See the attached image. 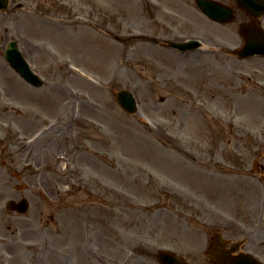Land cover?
Segmentation results:
<instances>
[{
    "label": "rangeland",
    "instance_id": "374dc122",
    "mask_svg": "<svg viewBox=\"0 0 264 264\" xmlns=\"http://www.w3.org/2000/svg\"><path fill=\"white\" fill-rule=\"evenodd\" d=\"M186 36L215 51L184 55L156 44ZM10 39L42 76L40 90L21 87L3 61ZM239 43L192 0H13L0 12V130L12 120L6 111H42L60 124L76 107L82 116L78 160L55 159L71 146L41 159L55 214L53 264H101L86 250L105 263L132 253L130 264H159L160 249L209 264L203 251L215 232L264 261L255 166L264 163V59L220 51ZM121 88L135 95L138 115L115 104ZM71 171L77 179L63 178ZM64 235L84 250L64 249Z\"/></svg>",
    "mask_w": 264,
    "mask_h": 264
},
{
    "label": "flooded vegetation",
    "instance_id": "af4514ba",
    "mask_svg": "<svg viewBox=\"0 0 264 264\" xmlns=\"http://www.w3.org/2000/svg\"><path fill=\"white\" fill-rule=\"evenodd\" d=\"M221 3L234 8L238 31L243 23L250 26L258 24L256 17L238 10L233 1L221 0ZM42 118L41 113L32 112L24 115L22 122L16 121V126L26 131L24 128L27 125L36 121L42 123ZM66 126L67 123L58 124L57 139H43L40 151L37 152L34 148L35 151L31 150L26 159L19 155V151L13 150L14 142L5 131L0 135V264H52L48 236L53 219L52 194L44 181V172L38 173L34 170L40 165L39 159L47 157L46 151L50 150L53 141L56 151L71 143L75 147V155L77 154L78 143L71 134L73 129ZM21 160H29L33 167L24 168L25 163ZM66 243L70 249L77 250L80 247L73 239ZM115 260L116 258L113 259V264ZM99 261L101 264H111L105 263L104 259Z\"/></svg>",
    "mask_w": 264,
    "mask_h": 264
},
{
    "label": "water",
    "instance_id": "95a60500",
    "mask_svg": "<svg viewBox=\"0 0 264 264\" xmlns=\"http://www.w3.org/2000/svg\"><path fill=\"white\" fill-rule=\"evenodd\" d=\"M239 3L245 7L241 3V1L244 0H238ZM6 0H0V8H5L7 3ZM195 4L199 6V8L205 13L208 11V7H210L212 4L209 0H195ZM260 12H264V4L260 3ZM215 20H219L218 18H214ZM14 42H10L8 44V49L6 54L4 55V58L8 61L15 71H17L21 77H26L27 80L33 84V86L41 85L40 81L30 74V71L23 65L22 58L19 55V52L16 50V45H14ZM245 46H249L248 50L251 53L262 51L263 49L258 47H255L253 45H264V38L260 41L258 40H252V39H246L245 40ZM176 45L179 49H184L186 45L182 44H171ZM244 46V47H245ZM243 50V48H242ZM115 103H117L126 113H132L135 110L134 105V99L132 95L129 92H126L125 90H120L115 92ZM223 243V242H222ZM221 242L215 241L214 244L216 246V250L219 252L218 258L221 260V264H246L248 262V258L245 255H238L237 257L233 256H226V252L221 250ZM218 246H217V245ZM206 254H209V251L206 252ZM161 264H187L184 259H182L179 256L174 255L170 251H160L158 254L157 259Z\"/></svg>",
    "mask_w": 264,
    "mask_h": 264
}]
</instances>
